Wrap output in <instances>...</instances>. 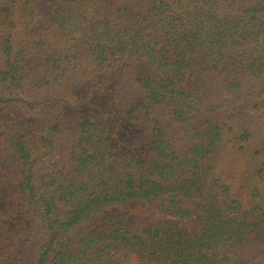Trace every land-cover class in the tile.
Listing matches in <instances>:
<instances>
[{
	"label": "trees",
	"instance_id": "1",
	"mask_svg": "<svg viewBox=\"0 0 264 264\" xmlns=\"http://www.w3.org/2000/svg\"><path fill=\"white\" fill-rule=\"evenodd\" d=\"M0 264H264V0H0Z\"/></svg>",
	"mask_w": 264,
	"mask_h": 264
},
{
	"label": "rangeland",
	"instance_id": "2",
	"mask_svg": "<svg viewBox=\"0 0 264 264\" xmlns=\"http://www.w3.org/2000/svg\"><path fill=\"white\" fill-rule=\"evenodd\" d=\"M235 11H232V14H235ZM81 112H84L81 110ZM63 163L59 158H50L47 155H38L36 158V168L38 169L40 175H44L46 173L50 172H56V173H61V169L63 167ZM136 204H132L131 206H134ZM141 207L145 206V203H142L140 205ZM147 216L151 218L155 222H160L158 217L150 211ZM199 218L201 217L200 215L198 216Z\"/></svg>",
	"mask_w": 264,
	"mask_h": 264
}]
</instances>
